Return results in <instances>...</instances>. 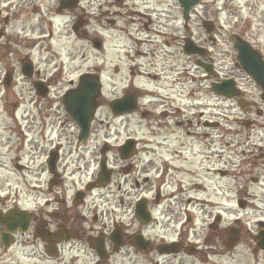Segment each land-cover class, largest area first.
<instances>
[{
  "label": "flooded vegetation",
  "instance_id": "af4514ba",
  "mask_svg": "<svg viewBox=\"0 0 264 264\" xmlns=\"http://www.w3.org/2000/svg\"><path fill=\"white\" fill-rule=\"evenodd\" d=\"M154 12L153 0H0V55L15 58L20 57L19 48L33 51L47 41L46 32L52 33L60 20L64 32L59 39L72 43L106 45L112 34L119 48L115 69L120 76L114 98L108 99L103 89L98 101L103 116L92 124L84 140L66 109L61 110L63 92L75 87V79L70 86L60 83L49 69L54 56L43 58L34 76L26 78L31 85L20 88L21 97L24 90L32 93L37 81L54 93L37 101L40 143L33 153L41 157L48 145L40 173L48 176L45 180L40 174L36 180L25 178L24 206H18L15 196L0 198V209L5 212L0 216L4 220L0 223L1 258L22 245L44 264L56 259V264H221L234 255L235 248H228L231 232L240 230V241L243 235L248 242L252 239L253 230L246 229L236 213L228 216L226 210L233 202L241 207L251 204L249 183L263 179L264 147L243 152L249 169H241V177L234 160L220 166L225 135L215 103L226 98L212 87L228 77L221 76L213 56L207 57L213 65L212 76L196 65L195 58L196 70L190 76L187 59L173 56L154 42L155 36L164 37L155 27L167 26V21L152 18ZM17 23H23L18 25L21 35L14 39L10 31ZM184 26L186 32L179 42L189 34V25ZM28 31L38 38L28 37ZM74 56L69 54L70 59ZM27 58L12 59L6 65L14 78L13 90L18 87L16 74ZM229 78L236 80L240 90L233 101H243L246 113L264 117L256 103L246 98L239 76ZM140 80L149 88L137 84ZM208 91L210 99L206 98ZM115 99L136 108L115 116L110 109ZM249 120L250 129L258 126V118ZM239 122L246 121L241 118ZM103 129L106 132L100 134L98 145V132ZM239 133L229 132L230 146H236L235 142L248 145L250 133ZM128 140L131 146L124 147ZM102 145H107L105 153ZM52 151L56 156L53 174L49 168ZM102 157L110 172L107 184L99 176ZM16 166L29 169V164ZM232 177L233 189L223 198L224 204L211 201L220 195L221 182ZM18 209L23 213L16 216Z\"/></svg>",
  "mask_w": 264,
  "mask_h": 264
},
{
  "label": "rangeland",
  "instance_id": "374dc122",
  "mask_svg": "<svg viewBox=\"0 0 264 264\" xmlns=\"http://www.w3.org/2000/svg\"><path fill=\"white\" fill-rule=\"evenodd\" d=\"M126 3L131 5L130 2L126 1ZM153 6L156 12H154L152 18H154V20L158 19L162 23L167 21V26L165 28L155 27L156 30L163 32L164 37L155 36L154 42L157 43L159 47L164 46L163 49L167 52H172L173 56L179 54L181 59L185 62L187 59L189 68L191 69L189 75L191 76L195 73L194 70L196 69L192 57L186 58L183 53V41L179 42L180 37L185 35L186 30L182 27L181 8L177 0H153ZM193 11L191 29L193 30L194 38L202 45H204L203 41L206 40L205 46L211 50V54L215 58V61L219 63V68L222 72L221 76L230 77L233 76V74H237L243 85L242 87L245 89L246 98L255 102L256 108L264 113V100L261 98V92L259 88L253 84L251 78L237 66V60L235 58L236 51L232 46V36L238 33L250 39V41L254 43V46L259 47L264 54V0H202L201 4L194 8ZM171 16L172 19L170 20ZM204 18L212 19L218 26L217 31H215L216 33H214L217 39L215 45L211 41H208V35L202 27V20ZM57 22L60 24V27L58 26V28H56V31L57 29L59 30L58 39L55 38L52 40L50 46L48 42L38 45V48L35 50V55L33 54L37 63L46 56H53L51 54H55L56 52V57L52 58V67L55 68L56 65L61 66V62L63 61L65 63L64 71L66 78H69L68 72H70V69L72 71L70 78H74V75L77 77L80 73L104 67L103 76L105 79L104 82L106 83V95L108 99L114 98L118 93L117 88L120 79L115 69L118 63L117 52L119 51V48L116 47L118 43L115 37L110 34L105 48L98 51L87 43H69L68 41L62 40V38L59 39L60 33L64 32V29L62 27L63 23L60 20H57ZM22 24L23 23L15 24L13 30L10 31L14 39L20 38L19 34L21 35V28H18V25L21 26ZM27 34L29 35L28 37L38 38L37 34L31 35L29 31ZM165 41H167L168 44H165ZM41 45H43L42 48H40ZM18 51L20 52V57L14 58L0 55V61L4 65H7L12 59L23 58V53H25L24 49L22 50L19 48ZM69 51L72 55H75L70 61ZM52 67L49 69H52ZM4 69L5 68L1 65L0 78L3 77ZM114 83L117 84V86L114 85ZM137 84L149 88L147 83L143 80L137 81ZM206 89H208L207 85ZM15 94V89L10 91L5 87H0V195H13L16 199L25 201L23 193L26 190L24 186L25 178H31L32 180L39 178L42 164H45L44 162L49 148L46 147L48 145L45 146L41 157L33 154L36 146H39L40 143L39 109H37L35 105L29 103L28 100L30 98L23 101V105L17 109V107H15ZM206 94V98L209 97L208 99H210L211 92L208 91ZM215 104V110L217 111L219 109L221 115L223 124L222 131L223 135H225L221 139L222 150L220 166L222 167V164L228 161V159L231 161L234 160L236 174L241 177L240 170L249 169L245 162L247 153L244 154L243 152H247L249 149L255 151L259 149L260 146L264 147V128L261 126V124L264 126V117H256L255 113H244L239 105L233 101L221 99L219 104ZM61 110L63 112V109ZM102 116L103 111L100 110L99 117L102 118ZM241 118L244 120L258 118V126L254 129L247 130L246 127H243L244 123L242 124L239 122ZM98 126L99 124L97 127ZM239 131L240 133L243 131L244 135L250 133V140H247L248 145L244 142H235L236 146H230L228 144L231 141L229 132L235 135V133ZM245 131L248 132L245 133ZM102 132L105 134L106 130H99L98 145H100L102 141V135L100 136ZM112 140L114 142L116 139ZM17 163L23 165L29 164V169L19 170L15 166ZM261 173L264 174V170H261ZM45 176L47 177L48 174H40L42 180H45ZM234 178L235 177H232L230 180L225 179V181H222L221 186L218 188L220 195L211 197V201L224 204L225 201L223 198L227 196L226 194H228L230 188L233 189L232 180ZM262 182H264V178ZM29 188L31 187H28V189ZM240 189L241 188L237 187V192H239ZM249 191L254 193L252 208H241L237 203L233 202L230 205L231 208L226 210V212L228 216L231 214L234 216L236 213V215L243 220L246 227L253 229L255 221L258 220L262 214L260 211L264 212V183H249ZM238 195L239 194H237V196ZM204 205H206V203H204ZM226 207H229L228 203ZM206 219L209 221L207 216ZM254 248V243L252 246H248L247 239H245L236 248L233 257L223 259L221 264H264V253H255L253 250ZM32 253L31 249L22 247V245L13 247L3 258L0 257V264H44L38 259V256L33 257L34 254ZM57 261V259L49 261V264H56Z\"/></svg>",
  "mask_w": 264,
  "mask_h": 264
},
{
  "label": "water",
  "instance_id": "95a60500",
  "mask_svg": "<svg viewBox=\"0 0 264 264\" xmlns=\"http://www.w3.org/2000/svg\"><path fill=\"white\" fill-rule=\"evenodd\" d=\"M188 14L190 8L198 3L199 0H179ZM210 30V28H208ZM235 47L238 49V59L246 72L264 89V61L261 56L253 50L251 45L244 40L236 37L234 39ZM185 51L188 54L201 53L202 49L196 47L193 40L186 41ZM207 68V67H206ZM214 89L222 95L235 96L233 81H224L221 84L214 85ZM100 93V82L94 75H85L81 79L78 89L70 91L66 96V105L72 116L82 125L83 132L87 130L94 117L97 107L96 99ZM128 100V99H126ZM116 113L118 102L113 104ZM102 174H108L104 164H102ZM258 246L264 248V234H261L258 240Z\"/></svg>",
  "mask_w": 264,
  "mask_h": 264
}]
</instances>
